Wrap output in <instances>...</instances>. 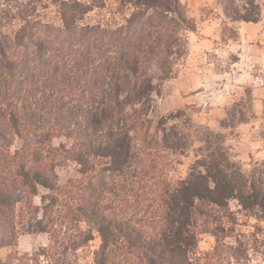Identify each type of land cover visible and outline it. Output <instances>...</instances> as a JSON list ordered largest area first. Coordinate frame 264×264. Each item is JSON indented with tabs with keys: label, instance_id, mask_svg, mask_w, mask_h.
Returning <instances> with one entry per match:
<instances>
[{
	"label": "trees",
	"instance_id": "trees-1",
	"mask_svg": "<svg viewBox=\"0 0 264 264\" xmlns=\"http://www.w3.org/2000/svg\"><path fill=\"white\" fill-rule=\"evenodd\" d=\"M220 3L246 22L264 6ZM53 8L58 22L46 18ZM106 9L105 21H86ZM194 30L181 0H0V249L23 232L50 237L0 264H80L96 235L93 264H248L259 252L264 228L239 232L230 203L264 225V160L244 168L214 133L171 182L178 159L163 153L190 146L176 124L167 130L179 114L151 131L154 96ZM70 162L79 176L62 184L57 168ZM204 232L215 239L207 252Z\"/></svg>",
	"mask_w": 264,
	"mask_h": 264
},
{
	"label": "rangeland",
	"instance_id": "rangeland-1",
	"mask_svg": "<svg viewBox=\"0 0 264 264\" xmlns=\"http://www.w3.org/2000/svg\"><path fill=\"white\" fill-rule=\"evenodd\" d=\"M107 2L111 7L114 0ZM181 2L195 23V30L186 32L187 52L179 61L175 77L166 80L160 94H155L149 112L152 133L159 118L179 114L177 119L169 120L167 130L176 124L187 137L183 140L190 145L185 155L163 153L164 159L169 156L174 161L178 159L168 174L171 182L187 176L191 165L201 157L198 150L203 140L214 133L224 140L231 159L241 162L244 168H250L253 160H264V6L257 22H246L228 18L220 0ZM109 11H94L86 21H105L110 17ZM46 18L58 22L54 8L47 11ZM242 118L243 122L239 120ZM57 173L62 184L79 176L77 165L71 162L58 167ZM34 200L40 203L39 197ZM230 209L237 215L239 232L264 228L260 219L243 212L236 201L230 203ZM49 238L47 233H20L17 245L0 249V256L5 258L17 251L30 257L48 245ZM262 241L257 248L259 252L253 253L248 264H264ZM99 244L96 235L88 246L78 251L79 263L93 264V252ZM214 246L215 239L210 233L200 235L201 252Z\"/></svg>",
	"mask_w": 264,
	"mask_h": 264
}]
</instances>
